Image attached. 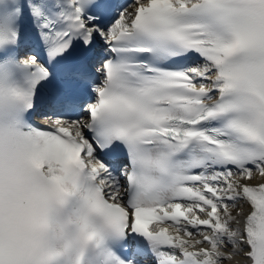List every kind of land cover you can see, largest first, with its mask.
I'll return each instance as SVG.
<instances>
[{"label": "snow or ice", "instance_id": "6c2138e0", "mask_svg": "<svg viewBox=\"0 0 264 264\" xmlns=\"http://www.w3.org/2000/svg\"><path fill=\"white\" fill-rule=\"evenodd\" d=\"M0 264H264V0H0Z\"/></svg>", "mask_w": 264, "mask_h": 264}]
</instances>
